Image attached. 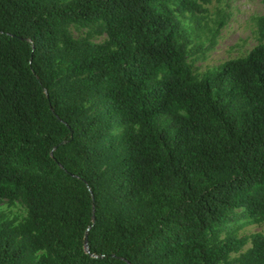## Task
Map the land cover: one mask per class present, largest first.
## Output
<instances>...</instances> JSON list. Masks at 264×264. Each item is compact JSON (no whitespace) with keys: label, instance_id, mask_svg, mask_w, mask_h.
Wrapping results in <instances>:
<instances>
[{"label":"trees","instance_id":"trees-1","mask_svg":"<svg viewBox=\"0 0 264 264\" xmlns=\"http://www.w3.org/2000/svg\"><path fill=\"white\" fill-rule=\"evenodd\" d=\"M210 1L0 0V203L30 213L0 264H230L229 219H264V43L195 80L177 13Z\"/></svg>","mask_w":264,"mask_h":264},{"label":"rangeland","instance_id":"rangeland-1","mask_svg":"<svg viewBox=\"0 0 264 264\" xmlns=\"http://www.w3.org/2000/svg\"><path fill=\"white\" fill-rule=\"evenodd\" d=\"M65 2L69 0H49ZM176 7V4H172ZM204 12L191 14L177 13L182 24L180 41L187 44L186 56L193 69L194 79L202 80L208 73L219 72L229 59L244 58L257 45L264 43L260 33L258 19L264 15V0H211L204 4ZM71 35L82 39L88 37L94 43H103L109 39L101 21L91 26H70ZM170 117H163L162 125L168 126ZM124 129L116 122L111 136L118 139ZM239 214L242 208H236ZM30 219L29 207L20 198L4 200L0 203V227L20 229ZM231 225L225 228L214 243L222 242L231 236L238 239L246 237L243 247L231 252L230 264H241L243 255L251 248L250 237L257 232L264 235V219H229ZM44 250L35 252L40 256ZM170 264H178L172 261Z\"/></svg>","mask_w":264,"mask_h":264}]
</instances>
